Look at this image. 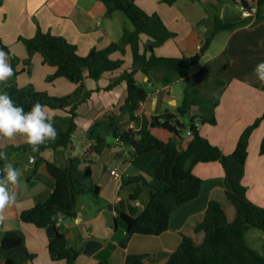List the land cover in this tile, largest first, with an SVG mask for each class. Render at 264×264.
Here are the masks:
<instances>
[{
	"label": "crops",
	"instance_id": "0c3cea01",
	"mask_svg": "<svg viewBox=\"0 0 264 264\" xmlns=\"http://www.w3.org/2000/svg\"><path fill=\"white\" fill-rule=\"evenodd\" d=\"M138 3L149 13L158 12L176 32L175 37L154 48L155 53L162 56L178 57L198 53L206 36L213 29L212 21L216 15L223 19L253 16L248 22L232 30L218 32L213 39L216 46L213 47L212 42L208 52L187 76L175 77L172 83H168L164 69L154 70L150 75L142 71L137 73L141 84L152 91L139 113L151 116L157 111H176L188 87L195 100L189 116L215 115L217 122L201 123L200 130L225 153L233 152L243 131L264 115V85H261L254 73L256 64L264 61V20L255 22L259 0L244 1L242 4L234 0H178L174 4L163 0H138ZM261 7L264 10V0L261 1ZM106 11L103 0H2L0 38L24 60L28 57V50L20 36H34L40 25L45 31L65 36L78 45L81 55H87L94 47L105 48L114 41H120L124 29L129 26L125 18L127 15L122 11H116L110 16ZM149 39V35H142V51ZM112 57L125 59L124 65L106 72L100 79H86L88 89L95 91L78 109L77 121L80 128L74 134V149L71 147L66 152V157L70 151L75 155H83L91 143L86 136L91 124L108 111L119 113L126 100L128 92L125 83L109 91L98 90L109 85L113 78L124 71L132 69L134 57L131 45L126 46L125 54L116 51ZM9 63L12 66L10 53ZM24 66L25 63L21 61L19 67ZM56 70V66L45 64L42 55L36 53L31 71L21 72L19 82L21 85L33 83L36 88L54 95L73 92L77 83L65 76L48 80V76ZM210 76L217 77L225 84L212 85ZM46 108L53 117L69 114L62 109ZM122 125L125 128H140V123L130 120L129 115L124 116ZM153 131L164 140H169L173 135L162 127L153 128ZM263 137L264 120L252 135L244 176L248 196L262 206L264 155L260 152V145ZM190 139L191 135L185 133L182 146L187 147ZM109 142L110 145L102 153L89 154V158L93 159L94 179L101 186L100 202H96L94 197H80L78 216L62 218L60 221L70 244L81 250L76 264H127L129 253H145L149 263H164L179 247L182 233L193 235L197 242L204 240L205 231L196 232L195 227L205 216L210 200L223 202L229 217H235L236 208L226 195V171L223 164L220 161H202L194 167V172L203 178L200 194L173 211L170 229L159 235L134 233L126 237L127 224L119 209L131 212L132 207H135L139 213L144 204L140 199L132 201L130 198L136 184L120 186L111 171L117 168L124 176H133L141 170L131 161L128 147L114 137H110ZM23 143L24 138L21 136L11 141L0 139V148ZM45 154L55 159L53 151L48 150ZM35 160V156L21 152L13 154L7 161L20 171L21 176L17 185H9V190L17 193V205L15 208L5 209L3 214L6 219L1 229L20 228L24 231L29 250L36 254L35 259L27 264H69L65 259H52L46 228L25 222L20 217L24 209L48 199L55 187V178L45 164L34 172ZM141 199L146 202L149 197L144 194ZM124 238L129 239L127 246L120 243ZM248 240L259 250L264 248V232H251ZM260 240H263L262 247L258 244Z\"/></svg>",
	"mask_w": 264,
	"mask_h": 264
},
{
	"label": "trees",
	"instance_id": "16d2710c",
	"mask_svg": "<svg viewBox=\"0 0 264 264\" xmlns=\"http://www.w3.org/2000/svg\"><path fill=\"white\" fill-rule=\"evenodd\" d=\"M107 15L122 11L132 21L133 28H125L120 41H114L105 48L94 47L87 55H81L78 45L65 36L45 31L39 25L34 36H20L28 50V57L22 60L10 46L0 38V49L8 51L12 59L14 74L5 84H0V93H7L14 103L22 106L25 112L30 111L34 103L54 109H62L69 114L54 116L55 128L58 132L55 141H46L38 152L31 151L26 143L7 145L0 150L6 151L10 158L15 153H26L36 157L34 172L45 164L55 178L53 192L45 201L38 202L31 208L24 209L20 217L23 221L46 228L49 236V250L52 259L67 260L76 264L81 250L71 245L62 231V218H76L79 213V199L91 194L96 202H100L101 186L95 181L92 168V157L89 154H100L109 145V138L114 137L129 148L131 161L141 172L133 176H125L122 187L135 183L131 193L132 201L141 200L144 208L138 213L135 207L131 212L119 209L121 217L127 224L130 233L159 235L170 229V217L173 211L184 203L199 196L203 178L194 172L199 162L220 161L226 171V195L236 208V215L230 218L227 208L217 199L209 201L205 216L197 222L196 232L205 231V238L197 242L191 234L182 233V240L169 260L158 264H264V251L250 244L247 233L252 228L264 232V206L254 202L247 194L248 187L244 183L246 165L250 154L251 138L254 131L264 120V115L250 124L239 137L235 150L225 153L219 145L204 136L196 124L199 116L202 123H216L215 115H191L194 98L187 87L184 98L176 111L165 110L151 116L139 113L140 103L147 100L152 92L141 84L137 73L150 75L154 70H166V82L172 83L177 77L187 76L211 47L218 32L232 30L253 16L241 19H223L219 15L213 18V29L205 38L200 51L192 55L162 56L155 53L154 48L168 39L175 37L173 31L158 12L149 13L138 3V0H103ZM174 4L178 0H163ZM241 3L249 0H234ZM258 3L255 22L264 20V10ZM2 0H0V4ZM150 36L141 50L142 35ZM133 50V66L120 76L113 78L109 85L98 90H112L121 83L127 87V97L121 105L120 112L108 111L103 117L95 120L86 136L90 140L88 150L83 155L66 152L74 149V134L80 126L77 121L78 109L91 97L95 90L88 89L86 79H100L106 72L121 68L125 59L113 58L116 51L126 53V46ZM151 52V54H149ZM40 53L45 64L57 67L48 80L65 76L77 83V88L66 95H54L36 88L33 83L21 85V72L31 71L33 57ZM23 61L25 66L19 67ZM191 81V78L188 77ZM212 85H224L225 82L210 76ZM125 115L130 120L140 123V128H125L122 125ZM189 116V119L187 117ZM162 127L173 133L169 140H164L154 133L153 128ZM192 132L187 147L182 146L185 133ZM51 150L55 159L45 154ZM260 152L264 155V137ZM5 161H0L3 168ZM153 192L151 193V191ZM147 194L148 201L141 198ZM58 216V217H56ZM128 238L120 241L127 246ZM36 257L27 246L26 235L20 228L0 229V264H27ZM127 264H152L147 261L145 253H129ZM100 264H108L101 262Z\"/></svg>",
	"mask_w": 264,
	"mask_h": 264
},
{
	"label": "clouds",
	"instance_id": "9594fccd",
	"mask_svg": "<svg viewBox=\"0 0 264 264\" xmlns=\"http://www.w3.org/2000/svg\"><path fill=\"white\" fill-rule=\"evenodd\" d=\"M254 73L261 85H264V61L256 64ZM13 74L9 53L0 49V84H5ZM54 124V117L45 105L36 102L30 111L25 112L22 106L14 103L10 95L0 93V139L11 141L21 136L31 151L38 152L46 141L56 140L58 132ZM8 159V153L0 150V161L6 162L0 168V224L6 219L3 214L5 209L17 205V193L10 191L9 185H17L21 176L12 163H7Z\"/></svg>",
	"mask_w": 264,
	"mask_h": 264
},
{
	"label": "built area",
	"instance_id": "2783aa9c",
	"mask_svg": "<svg viewBox=\"0 0 264 264\" xmlns=\"http://www.w3.org/2000/svg\"><path fill=\"white\" fill-rule=\"evenodd\" d=\"M145 104H146V100L141 101V103H140V105H141L140 108L144 107ZM201 123H202V121H201L200 117L198 116V117L196 118V124H197V126L200 127ZM133 128H134V127H133ZM187 133H188L189 135L192 134V132H191L190 130H188ZM111 174H112V176H114V178L118 181V184L121 186L122 183H123V179H124V177H125V176L123 175V173H122L119 169L115 168V169H113V170L111 171ZM2 224H3V223H2ZM2 224H0V229H1V227H2Z\"/></svg>",
	"mask_w": 264,
	"mask_h": 264
},
{
	"label": "rangeland",
	"instance_id": "374dc122",
	"mask_svg": "<svg viewBox=\"0 0 264 264\" xmlns=\"http://www.w3.org/2000/svg\"><path fill=\"white\" fill-rule=\"evenodd\" d=\"M242 4V3H241ZM126 18V20H127V23H128V27L127 28H133V25H132V21H131V19H129L127 16L125 17ZM212 46L213 47H215L216 46V43L215 42H213V44H212ZM187 119H189V117H187ZM85 198V197H87V198H91V197H93L91 194H86V195H83V196H81V198ZM252 230H254V231H258V232H263L262 230H260V229H258V228H252L251 230H249V232L247 233L248 235V237H250V235H251V232H254V231H252ZM249 240H250V238H249ZM251 241V240H250ZM261 243V244H260ZM262 243H263V240H260V242L258 241V244L262 247ZM250 244L252 245L253 243L252 242H250ZM257 247V246H256ZM261 251H264V248H262V250Z\"/></svg>",
	"mask_w": 264,
	"mask_h": 264
},
{
	"label": "water",
	"instance_id": "95a60500",
	"mask_svg": "<svg viewBox=\"0 0 264 264\" xmlns=\"http://www.w3.org/2000/svg\"><path fill=\"white\" fill-rule=\"evenodd\" d=\"M152 192H153V190L151 191V193H152ZM56 217H58V216H56ZM131 234H132V233H130L129 231H127V235H126V237H130Z\"/></svg>",
	"mask_w": 264,
	"mask_h": 264
}]
</instances>
